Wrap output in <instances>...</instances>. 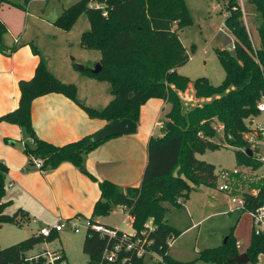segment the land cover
I'll list each match as a JSON object with an SVG mask.
<instances>
[{
	"label": "trees",
	"instance_id": "obj_1",
	"mask_svg": "<svg viewBox=\"0 0 264 264\" xmlns=\"http://www.w3.org/2000/svg\"><path fill=\"white\" fill-rule=\"evenodd\" d=\"M32 1L0 0V8L9 5L26 11ZM248 2L261 18L258 27L260 47L253 46L239 1L227 0L226 26L235 37L236 55L232 56L228 51L219 53L226 72L221 85L215 86L206 78L193 82L197 98L213 99L187 114L178 94V91L185 92L192 82L178 73L190 61L179 36V30L191 22L185 0H78L56 21L57 27L66 32L83 13L91 22L90 31L82 35L81 45L85 50L101 53L99 63L103 69L99 74L89 69L84 72L99 82L108 83L113 99L102 111L85 108L90 117L108 123L130 119L138 124L141 108L150 99H162L169 105L163 121V137L151 138L149 142L148 163L141 186L122 189L109 181L99 182L101 198L95 205L93 217L108 216L114 208L123 207L135 230L131 240L124 243V247L134 243L132 250L123 248L112 264H143L145 257L154 253L160 255L162 264H193L171 258L172 244L180 233L165 221L164 215L169 210L165 206L167 202L178 205L177 199L187 195L191 189L189 182L217 187L216 167L199 160L198 155L220 151L221 143H226L236 148L238 166L252 170L261 168L254 157L243 151L247 147L244 137L250 131L246 121L261 115L259 105L264 101V0ZM105 14L108 17L105 18ZM7 33V26L0 19V53L11 55L18 47L4 45ZM32 49L40 57L35 77L20 82L19 108L0 118V122L16 124L33 138L35 146L26 145L25 153L31 161L33 158L43 159L44 171L57 169L68 162L84 170L89 152L109 138L94 142L95 134L62 147L37 138L32 124L33 101L56 92L76 100L78 91L75 85L60 82L49 71L39 49L34 45ZM220 126L224 128L223 141L217 132ZM181 160L183 166L179 169ZM7 174L8 168L0 162V230L6 224H19L18 213H6ZM237 179L241 182L242 178L237 176ZM251 187L260 189V194L258 197L245 195L247 201L241 209L243 213H251L264 205V182L254 180ZM160 194L163 195L162 201L158 199ZM148 222L152 223L153 230L142 234ZM90 224L98 223L91 220ZM92 226L88 228L83 252L90 258L89 264H99L106 249L117 244L119 239L102 238ZM118 234L122 235V232L118 231ZM52 239L53 235L50 238L31 236L8 248L0 247V264H46L42 256L30 260L27 253ZM141 250L145 251L142 256L139 255ZM59 253L68 264L66 255ZM261 253H264V237L254 235L247 250L250 262L256 263ZM237 255V243L231 235L222 246L201 252L198 260L230 264L228 261Z\"/></svg>",
	"mask_w": 264,
	"mask_h": 264
},
{
	"label": "crops",
	"instance_id": "obj_2",
	"mask_svg": "<svg viewBox=\"0 0 264 264\" xmlns=\"http://www.w3.org/2000/svg\"><path fill=\"white\" fill-rule=\"evenodd\" d=\"M49 1L33 0L26 11L9 5L0 8V19L8 28V33L4 36V45L7 48L18 47V50L11 55L0 53V118L19 108L20 82L30 81L35 77L40 57L34 54L32 46H36L40 52L42 39L50 38L55 44L57 36L66 32L56 25V21L65 10L59 16L56 13L57 19H53L52 16L44 17L48 13L46 7L49 6ZM39 6H44L42 12L37 10ZM16 39L19 40L18 43L15 42ZM42 53L40 52V55L45 58L49 71L57 79L67 83L62 71L57 66H51V62L47 61V57ZM65 68L75 74L70 65H65ZM186 91L191 95L185 98L186 102L199 101L195 107L210 103L213 99L197 98L193 82ZM178 94L185 114L195 108H187L184 92L178 91ZM110 99L111 102L112 96ZM87 101H81L78 95L77 99L73 100L57 92L35 99L32 104V124L37 138L62 147L95 135L105 128L109 124L106 120L90 117L85 109L102 111L104 108L100 109L89 102L87 104ZM168 111L169 105L162 99H150L141 108L137 132L109 138L97 146L86 156L84 170L69 162L63 163L54 170L36 169L25 153L26 145L35 146L34 141L32 142L33 138L16 124L0 122V162L8 168L4 199L8 203L6 212L9 209L13 211V214L9 215L18 213L19 222V224L4 225L0 230V240L7 225H12L21 231L27 228L23 234L25 238H29L39 236L44 227H55L60 219L65 222V228L61 232L54 231L52 234L53 238L59 240L62 239L66 229L73 230L71 223L78 224L82 221L89 223L94 220L124 232L111 221L112 215L118 211L127 214L123 207L114 208L108 216L93 217L95 205L101 198L99 182L109 181L122 189L141 186L148 163L149 142L151 138L163 137L160 128L161 133L158 132L157 124H163ZM20 218L24 220L20 221ZM203 221L193 220V225L185 229L184 233L197 228ZM171 227L174 228L173 225ZM44 245L46 248L42 252L50 251L47 242ZM42 252L33 255L27 253V257ZM59 252L67 255L65 249Z\"/></svg>",
	"mask_w": 264,
	"mask_h": 264
},
{
	"label": "rangeland",
	"instance_id": "obj_3",
	"mask_svg": "<svg viewBox=\"0 0 264 264\" xmlns=\"http://www.w3.org/2000/svg\"><path fill=\"white\" fill-rule=\"evenodd\" d=\"M185 1L191 15V22L179 30V36L190 55V61L186 66L180 68L178 73L189 78L192 82L200 78H206L213 85L219 86L226 78V72L219 53L228 51L230 55H236L234 50L235 37L226 26L227 0ZM49 2L46 9L50 14L46 13L44 17L52 16L53 19H57L63 10L75 5L78 0H50ZM90 5L95 6L93 3ZM44 6H39L37 10L42 12ZM242 10L244 11L245 22L253 46L258 48L260 47L258 27L261 24V18L248 0H244ZM56 13H58V16ZM104 17L106 18L108 15H104ZM90 29L91 22L88 16L83 13L69 32L57 36L55 44L50 41V38L42 39L40 52L44 53L47 61L51 62V66H57L62 71L63 78L68 81L65 82L66 84L76 86L77 95L81 101L88 100L87 104L90 103L102 109L110 104V86L108 83L91 78L88 72L79 70L80 66H83L86 70L94 69L96 64L101 61L100 52L85 51L81 47L82 35ZM65 65H70L75 74L68 71ZM72 75L73 77H71ZM60 82L62 81L60 80ZM187 96L191 95L186 91L183 94L185 102ZM196 103H199V101L193 102L192 100V102H186V106L191 109L195 107ZM256 122L264 125V113L256 119ZM158 132L161 133L159 128ZM218 135L219 139L223 141L224 133ZM221 144L220 151L207 152L204 155H198L197 158L199 157V160L214 165L217 174L221 170H240L243 173L240 182L243 191L254 189L251 187L254 182L253 173L237 165L236 148L229 147L226 143ZM182 166L183 160L180 162L179 169H182ZM263 173L264 168L256 172V174ZM222 184L223 181L220 179L218 185ZM189 185L191 187L190 191L185 197L177 199L176 203L178 205L167 204L168 202L165 205L169 208L164 215L165 221L171 226L173 225L174 229L180 233V236L173 242L170 252L171 258L184 263L212 264L211 262L198 260L199 254L205 250L222 246L231 235L237 243L238 253H246L254 236L252 215L248 212L243 213L237 205L232 204L231 198L226 193L220 192L217 187L208 188L192 182H189ZM234 195L242 196L240 193H234ZM158 199L162 201L163 195L160 194ZM6 213L13 214V211L8 209ZM127 215L122 211H118L112 215L111 221L119 226L122 231L133 235L135 230ZM195 219L197 222L204 221L199 223L197 228H192L184 233L185 229L193 225ZM23 220V218H20V221ZM78 225L80 233H75L68 228L64 231L61 240L54 238L47 242V247L50 251L65 249L69 264H89L90 258L83 252V243L88 234V223L82 221ZM25 230L21 231L12 225L5 226L0 240L2 249L27 240L28 238H25L24 235ZM44 244L37 245L29 252L30 255L42 252L46 248ZM143 264H162V258L156 253L147 255Z\"/></svg>",
	"mask_w": 264,
	"mask_h": 264
},
{
	"label": "built area",
	"instance_id": "obj_4",
	"mask_svg": "<svg viewBox=\"0 0 264 264\" xmlns=\"http://www.w3.org/2000/svg\"><path fill=\"white\" fill-rule=\"evenodd\" d=\"M242 9H243V3L244 0H238ZM107 14H105L106 16ZM16 43L19 42L18 39L15 40ZM259 111L261 115L264 113V101L259 105ZM261 115L259 117H261ZM258 117H252L246 121L247 127L249 128V132L246 133L244 137V141L247 144V147L243 149L244 152H247L248 149L252 151V157H254L260 164L261 168H264V125L261 123H257L256 119ZM158 128L162 130L163 124L159 123L157 124ZM217 132L219 133H224V128L222 126L217 128ZM33 142V140H32ZM33 166L38 169L43 171L44 167V160L39 159V158H33L32 160ZM245 168V167H244ZM248 171L252 172L254 175V180L259 182L263 181L264 182V173L263 174H256L258 170H252L251 168H245ZM249 173V172H248ZM242 172L240 170L235 169L234 171H229V170H221L220 173H218V182L220 179H222L223 184L218 185L217 183V188L220 192L226 193L230 198L232 204L237 205L240 209L244 208L246 205V197L245 195H250L253 197H258L260 194V189H252L251 191H246L244 192L243 189L238 188L240 186V183L237 179V176L242 177ZM12 186V185H11ZM234 193L236 194H242V196H235ZM252 215V230L253 234L255 236L259 237H264V205L257 209L256 211H253L250 213ZM72 229L75 233H80L79 230V225L76 223H71ZM92 225L90 222L88 223V228L91 227ZM93 229L97 231L102 238H106L107 240H116L119 239L117 244H114L113 246H110L108 249H106L101 263L99 264H112L114 263L117 258H118V253L122 251L124 248L125 250L129 251L132 250L134 247V243H129L124 247V243L129 242L133 235L127 234L122 232V235L118 234V230L109 228L105 225L102 224H94ZM65 228V222L60 219L58 225L55 227H44L40 231V235L45 237V238H50L53 234L54 231L56 232H61ZM145 229L142 234L146 233L147 230L151 231L153 230L152 223L148 222L145 225ZM137 243H140V241H136ZM145 251L141 250L139 252V255L142 256L144 255ZM42 256L46 264H67V261L64 259L63 260V255L59 253L58 251L52 252V251H44L42 254L33 256V257H28L30 260L35 259L38 260L39 257ZM264 253H261L257 257V262L253 264H264Z\"/></svg>",
	"mask_w": 264,
	"mask_h": 264
},
{
	"label": "water",
	"instance_id": "obj_5",
	"mask_svg": "<svg viewBox=\"0 0 264 264\" xmlns=\"http://www.w3.org/2000/svg\"><path fill=\"white\" fill-rule=\"evenodd\" d=\"M103 67L100 63H98L94 69H91V72L94 74H99L102 71ZM80 71H84L85 68L83 66L79 67ZM137 132V124L130 119H119L109 123L105 128L96 133L93 138L94 142L108 139L116 136L123 135H131ZM247 153L250 157H252V151L250 149L247 150ZM230 264H248L250 263V257L246 253L239 254L233 259L228 261Z\"/></svg>",
	"mask_w": 264,
	"mask_h": 264
}]
</instances>
